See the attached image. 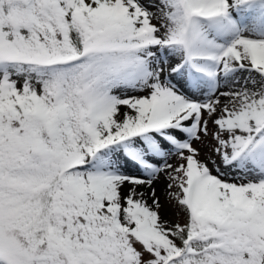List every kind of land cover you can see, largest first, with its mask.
<instances>
[{"label":"snow or ice","instance_id":"6c2138e0","mask_svg":"<svg viewBox=\"0 0 264 264\" xmlns=\"http://www.w3.org/2000/svg\"><path fill=\"white\" fill-rule=\"evenodd\" d=\"M0 264H264V0H0Z\"/></svg>","mask_w":264,"mask_h":264},{"label":"rangeland","instance_id":"374dc122","mask_svg":"<svg viewBox=\"0 0 264 264\" xmlns=\"http://www.w3.org/2000/svg\"><path fill=\"white\" fill-rule=\"evenodd\" d=\"M206 149H202V152H206ZM158 191L161 195V201L162 203L164 202V195H163V184H160V186L158 187ZM166 218L168 219H174V217H172L171 212L169 211L166 215Z\"/></svg>","mask_w":264,"mask_h":264},{"label":"bare ground","instance_id":"6f19581e","mask_svg":"<svg viewBox=\"0 0 264 264\" xmlns=\"http://www.w3.org/2000/svg\"><path fill=\"white\" fill-rule=\"evenodd\" d=\"M160 185H158L157 187H159Z\"/></svg>","mask_w":264,"mask_h":264}]
</instances>
